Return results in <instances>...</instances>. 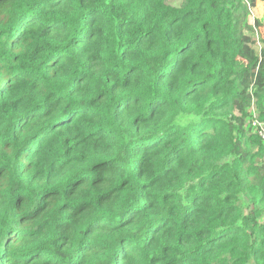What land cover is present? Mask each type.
I'll use <instances>...</instances> for the list:
<instances>
[{
	"label": "trees",
	"instance_id": "1",
	"mask_svg": "<svg viewBox=\"0 0 264 264\" xmlns=\"http://www.w3.org/2000/svg\"><path fill=\"white\" fill-rule=\"evenodd\" d=\"M259 2L0 0V264H264Z\"/></svg>",
	"mask_w": 264,
	"mask_h": 264
},
{
	"label": "rangeland",
	"instance_id": "2",
	"mask_svg": "<svg viewBox=\"0 0 264 264\" xmlns=\"http://www.w3.org/2000/svg\"><path fill=\"white\" fill-rule=\"evenodd\" d=\"M168 2L170 4H173L175 6H179L181 3V0H168ZM252 17H257L260 19L261 23L264 22V3L263 2H259L258 3V8H257V12L256 11H251ZM264 32V27L261 25L259 27H257V37H261V35ZM253 111V108L252 110Z\"/></svg>",
	"mask_w": 264,
	"mask_h": 264
},
{
	"label": "built area",
	"instance_id": "3",
	"mask_svg": "<svg viewBox=\"0 0 264 264\" xmlns=\"http://www.w3.org/2000/svg\"><path fill=\"white\" fill-rule=\"evenodd\" d=\"M251 126L254 129V132L258 134L264 140V122L258 119L256 110L253 108L252 116H251Z\"/></svg>",
	"mask_w": 264,
	"mask_h": 264
},
{
	"label": "clouds",
	"instance_id": "4",
	"mask_svg": "<svg viewBox=\"0 0 264 264\" xmlns=\"http://www.w3.org/2000/svg\"><path fill=\"white\" fill-rule=\"evenodd\" d=\"M159 71H160L161 73H166V68H163V67H162V68L159 69Z\"/></svg>",
	"mask_w": 264,
	"mask_h": 264
}]
</instances>
